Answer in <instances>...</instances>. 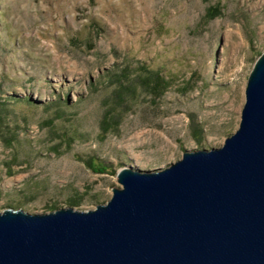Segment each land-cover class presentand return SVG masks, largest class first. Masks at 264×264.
<instances>
[{
  "label": "rangeland",
  "instance_id": "1",
  "mask_svg": "<svg viewBox=\"0 0 264 264\" xmlns=\"http://www.w3.org/2000/svg\"><path fill=\"white\" fill-rule=\"evenodd\" d=\"M262 50L264 0H0V210H89L121 166L220 146Z\"/></svg>",
  "mask_w": 264,
  "mask_h": 264
},
{
  "label": "water",
  "instance_id": "2",
  "mask_svg": "<svg viewBox=\"0 0 264 264\" xmlns=\"http://www.w3.org/2000/svg\"><path fill=\"white\" fill-rule=\"evenodd\" d=\"M222 144L121 166L89 210H0V264H264V50Z\"/></svg>",
  "mask_w": 264,
  "mask_h": 264
},
{
  "label": "trees",
  "instance_id": "3",
  "mask_svg": "<svg viewBox=\"0 0 264 264\" xmlns=\"http://www.w3.org/2000/svg\"><path fill=\"white\" fill-rule=\"evenodd\" d=\"M164 80L163 79H158L156 77H153V80L150 82V88L151 90L155 93V95H159L161 94V91L164 87ZM87 164L91 166L90 164V160L87 161ZM96 169H98L100 172L105 170L102 166H98ZM69 201H71L72 203H74V199L70 198Z\"/></svg>",
  "mask_w": 264,
  "mask_h": 264
}]
</instances>
